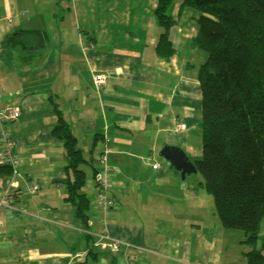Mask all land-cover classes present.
<instances>
[{
    "label": "crops",
    "instance_id": "crops-1",
    "mask_svg": "<svg viewBox=\"0 0 264 264\" xmlns=\"http://www.w3.org/2000/svg\"><path fill=\"white\" fill-rule=\"evenodd\" d=\"M157 1L0 0V44L20 30L47 34L29 60L19 57L18 47L11 58L0 47V106L19 110L4 123L18 163L14 171L0 159V264H75L85 258L84 233L99 252L87 264H245L244 236H229L161 160L165 145L181 148L192 161L201 157L192 159L185 145L192 124L200 127L196 80L207 55L192 43L197 14L181 7L183 0L169 6L174 53H156L163 31L154 16ZM98 72L107 78L99 86L93 83ZM51 100L82 152L88 228L65 199L66 152L51 134ZM177 120L185 132L175 129ZM104 152L111 183L105 208L96 201V159ZM171 187L183 192L169 195ZM105 232L142 250L128 256L123 248L113 250L99 240ZM227 249L233 257L224 258Z\"/></svg>",
    "mask_w": 264,
    "mask_h": 264
},
{
    "label": "trees",
    "instance_id": "trees-1",
    "mask_svg": "<svg viewBox=\"0 0 264 264\" xmlns=\"http://www.w3.org/2000/svg\"><path fill=\"white\" fill-rule=\"evenodd\" d=\"M170 5L171 0H158L154 8L163 28L155 50L165 58L174 53L168 36L174 23ZM181 7L196 12L198 30L192 43L207 55L198 69L202 152L193 162L202 186L212 195L221 226L243 231L245 264H264L257 246L264 220V0H183ZM46 41V32L39 28L20 30L0 47L8 58L18 47L19 57L29 60ZM51 104L56 114L51 134L66 152L65 199L88 228L90 199L81 191L86 178L82 152L57 103ZM83 238L85 258L75 264H87L99 253L89 233Z\"/></svg>",
    "mask_w": 264,
    "mask_h": 264
},
{
    "label": "built area",
    "instance_id": "built-area-1",
    "mask_svg": "<svg viewBox=\"0 0 264 264\" xmlns=\"http://www.w3.org/2000/svg\"><path fill=\"white\" fill-rule=\"evenodd\" d=\"M106 75L101 72L96 73L93 76V83L97 86L103 84L106 81ZM19 115V110L13 105H6L4 107L0 106V159L3 163H8L13 167L18 163V157L13 151L14 141L10 136V132L4 125L7 121H12L17 119ZM186 125L182 120H177L175 123V129L183 130L185 132ZM107 152L100 154L97 159V188L98 192L96 195V201L99 206L108 207L110 205V200L107 198V190L111 187V183L108 181L107 172L109 170V165L107 163ZM153 168H159L160 163H152ZM36 186L33 185L31 191H34ZM99 240H103L108 243L109 247L113 250L123 248L125 254L128 256L129 251L142 250V248L136 244L127 241H121L119 239L111 237L107 232L99 235ZM79 255V254H78ZM77 255V256H78Z\"/></svg>",
    "mask_w": 264,
    "mask_h": 264
},
{
    "label": "rangeland",
    "instance_id": "rangeland-1",
    "mask_svg": "<svg viewBox=\"0 0 264 264\" xmlns=\"http://www.w3.org/2000/svg\"><path fill=\"white\" fill-rule=\"evenodd\" d=\"M191 10L194 11L193 9H191ZM196 87H197L196 93H198L199 92L198 80H196ZM180 137H182V136H180ZM186 139H187V144L185 146L188 149L189 153L191 155H194L192 157V159H194V157L200 156L201 152H202V143H201L200 127L197 123L192 124L190 131H189V134H188V136H186ZM161 160L164 162V164H166V165L169 164L168 161L166 159H164L163 157H161ZM178 178H179L178 179L179 185L180 184L182 185L183 183H185L182 186L188 185L190 187V191L195 190V192H196L195 196H196L197 200H202L204 206L209 208V211L211 212L210 216L212 217V215H214L215 218H217V220H218V216H217L216 211H215L212 195L209 192H207L205 190V188L202 186V181H203L202 175L199 172H195V173L192 172V173L187 174L186 180H181L182 178H181L180 174H179ZM178 187H171V188H168L166 191L169 195H171V193H176V194L178 193L179 194V193L183 192L182 187H181V191L178 190ZM188 193H190V192H188ZM180 204H181V202H178V205H180ZM223 230H225V232H227L229 236H231L235 239H238V237L243 238V236H244L243 231L239 230V229L223 228ZM257 246L259 248H262V251L264 253V220L261 222V226H260V229L258 232ZM238 255L241 256V258L243 257L242 253H240V252L238 254H235L236 257H238ZM229 256L233 257V254H230V250L227 249L226 252L224 253V258H228Z\"/></svg>",
    "mask_w": 264,
    "mask_h": 264
},
{
    "label": "water",
    "instance_id": "water-1",
    "mask_svg": "<svg viewBox=\"0 0 264 264\" xmlns=\"http://www.w3.org/2000/svg\"><path fill=\"white\" fill-rule=\"evenodd\" d=\"M160 156L166 159L170 166L180 173L181 178H184L189 173L197 172L194 162L177 146L165 145L160 150Z\"/></svg>",
    "mask_w": 264,
    "mask_h": 264
}]
</instances>
